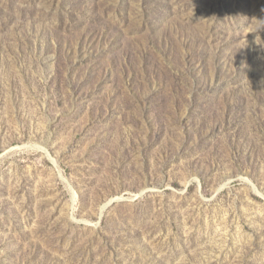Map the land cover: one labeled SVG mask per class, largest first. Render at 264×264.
<instances>
[{
	"label": "rangeland",
	"instance_id": "374dc122",
	"mask_svg": "<svg viewBox=\"0 0 264 264\" xmlns=\"http://www.w3.org/2000/svg\"><path fill=\"white\" fill-rule=\"evenodd\" d=\"M0 264H264V0H0Z\"/></svg>",
	"mask_w": 264,
	"mask_h": 264
},
{
	"label": "bare ground",
	"instance_id": "6f19581e",
	"mask_svg": "<svg viewBox=\"0 0 264 264\" xmlns=\"http://www.w3.org/2000/svg\"><path fill=\"white\" fill-rule=\"evenodd\" d=\"M45 149V148H44ZM106 208V207H105ZM102 209H104V208H102ZM101 214V213H100Z\"/></svg>",
	"mask_w": 264,
	"mask_h": 264
}]
</instances>
